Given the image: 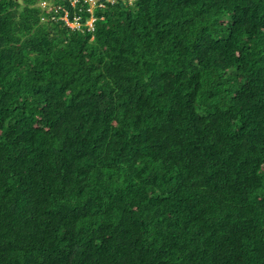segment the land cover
<instances>
[{"label":"trees","instance_id":"trees-1","mask_svg":"<svg viewBox=\"0 0 264 264\" xmlns=\"http://www.w3.org/2000/svg\"><path fill=\"white\" fill-rule=\"evenodd\" d=\"M39 2L0 0V264H264V0Z\"/></svg>","mask_w":264,"mask_h":264},{"label":"built area","instance_id":"built-area-1","mask_svg":"<svg viewBox=\"0 0 264 264\" xmlns=\"http://www.w3.org/2000/svg\"><path fill=\"white\" fill-rule=\"evenodd\" d=\"M43 1V0H42ZM71 6H77L79 3L86 4V12L89 13L90 18L84 22V25L87 26V30H91L93 26V22L95 21V16H94V10L99 9V8H104L106 7L107 3H115L116 0H69ZM125 1V0H124ZM40 6L43 8L45 5H41L42 3L39 2ZM58 11V10H63V14L59 16L61 20L65 22L66 26H69L73 29H78L82 25V22L80 21V17L78 15H73L72 19L70 20L68 11L62 7L61 5L59 6H54L50 8V10L47 11ZM102 18V17H101ZM91 38L90 40H92Z\"/></svg>","mask_w":264,"mask_h":264},{"label":"rangeland","instance_id":"rangeland-1","mask_svg":"<svg viewBox=\"0 0 264 264\" xmlns=\"http://www.w3.org/2000/svg\"><path fill=\"white\" fill-rule=\"evenodd\" d=\"M52 1L53 0H40V2L42 3L41 5H45V7H41L45 12H46V10H50V8H52L53 7V4H52ZM46 9V10H45Z\"/></svg>","mask_w":264,"mask_h":264}]
</instances>
